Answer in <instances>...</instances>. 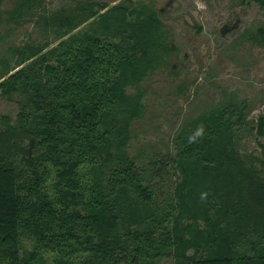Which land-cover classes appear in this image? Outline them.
Instances as JSON below:
<instances>
[{
  "label": "trees",
  "instance_id": "trees-1",
  "mask_svg": "<svg viewBox=\"0 0 264 264\" xmlns=\"http://www.w3.org/2000/svg\"><path fill=\"white\" fill-rule=\"evenodd\" d=\"M62 1L0 0V263L264 264V114L224 99L133 154L141 82L175 50L160 14Z\"/></svg>",
  "mask_w": 264,
  "mask_h": 264
},
{
  "label": "rangeland",
  "instance_id": "rangeland-1",
  "mask_svg": "<svg viewBox=\"0 0 264 264\" xmlns=\"http://www.w3.org/2000/svg\"><path fill=\"white\" fill-rule=\"evenodd\" d=\"M47 1L50 8L63 2ZM104 1L112 4L118 0ZM141 1L157 8L175 50L141 82L146 108L133 124V154L163 153L171 147L183 118L224 99H246L253 123L264 114V48L248 38L264 24V7L242 0ZM24 32L19 29L13 40H23ZM15 112V104L0 96V113L13 117ZM245 144L255 147L251 138Z\"/></svg>",
  "mask_w": 264,
  "mask_h": 264
}]
</instances>
